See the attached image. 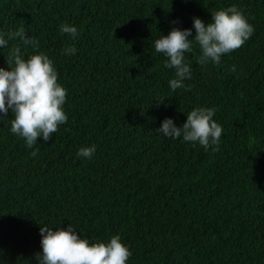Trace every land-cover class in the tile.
<instances>
[{
	"label": "trees",
	"instance_id": "16d2710c",
	"mask_svg": "<svg viewBox=\"0 0 264 264\" xmlns=\"http://www.w3.org/2000/svg\"><path fill=\"white\" fill-rule=\"evenodd\" d=\"M231 5L252 37L220 65L196 63L194 44L191 91L172 92L155 39L173 27L194 36L193 17ZM21 26L54 61L68 120L33 158L12 115L0 119V264H38L40 225L69 223L92 242L119 234L128 264H264V0H0V30ZM199 106L216 109L218 146L156 131ZM93 144L91 159L77 156Z\"/></svg>",
	"mask_w": 264,
	"mask_h": 264
},
{
	"label": "clouds",
	"instance_id": "9594fccd",
	"mask_svg": "<svg viewBox=\"0 0 264 264\" xmlns=\"http://www.w3.org/2000/svg\"><path fill=\"white\" fill-rule=\"evenodd\" d=\"M192 25L194 36L192 29L173 27L167 35H160L154 41L155 52L165 57L163 67L173 70V78L168 81L172 92L178 89L191 91V87L185 84L186 80L192 79L191 61L186 59V54L193 51L194 44L200 51L196 63L220 65L223 56L241 48L254 34L253 26L236 5L211 13L208 23L193 17ZM59 32L72 41L79 36L74 24L62 23ZM11 40L18 43L10 48L7 67H0V119L12 115L10 132L22 138L27 148L33 149L30 155L35 158L39 151L34 147L38 138L49 141L59 127L67 123L64 105L68 93L59 83L54 61L40 50L39 42L23 26L8 32L0 30V49L8 47ZM21 46L30 47L32 54L26 56ZM62 52L65 56H72L77 49L69 44ZM215 111L212 107H194L186 114L181 126L166 117L156 131L165 138H182L184 142L198 143L207 150L212 145H219L224 132L213 119ZM95 152L96 145L93 144L79 148L76 154L91 159ZM39 232L42 252L37 254L38 264H128L132 255L119 234L107 241L92 242L71 223L66 228L40 225Z\"/></svg>",
	"mask_w": 264,
	"mask_h": 264
}]
</instances>
